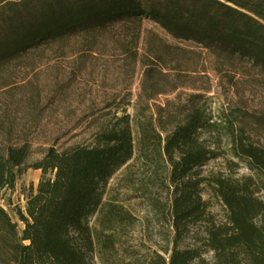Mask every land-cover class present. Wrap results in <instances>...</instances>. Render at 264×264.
Wrapping results in <instances>:
<instances>
[{
    "label": "trees",
    "instance_id": "1",
    "mask_svg": "<svg viewBox=\"0 0 264 264\" xmlns=\"http://www.w3.org/2000/svg\"><path fill=\"white\" fill-rule=\"evenodd\" d=\"M144 22L174 45L143 39ZM71 44L83 60L109 53L126 68L138 65L140 92L135 100L130 92L111 97L86 144L50 146L33 164H27V142L0 149V200L27 170L40 172L24 210H13L17 222L0 205V264H264V202L257 196L264 188V148L234 124L239 117L231 112L223 128L227 168L241 163L248 174L205 176L206 165L219 157L203 138L219 127L206 113L207 98L153 102L175 91L166 68L182 60L179 45L264 75V0H0V77ZM255 124L264 131L263 118ZM130 160L166 181L169 199L151 205L177 234L167 258L121 250L120 236L134 218L106 195ZM204 192L223 207L222 222L208 211ZM196 225L202 240L178 248L177 238Z\"/></svg>",
    "mask_w": 264,
    "mask_h": 264
},
{
    "label": "rangeland",
    "instance_id": "2",
    "mask_svg": "<svg viewBox=\"0 0 264 264\" xmlns=\"http://www.w3.org/2000/svg\"><path fill=\"white\" fill-rule=\"evenodd\" d=\"M142 28L143 39L157 37L174 45L154 25L144 22ZM177 48L182 60L178 67L172 62L166 68L167 78L176 84L175 91L161 94L153 102L182 105L190 95H204L206 113L219 127L203 138L219 157L210 161L202 174L247 175L241 163L232 167V171L227 168L231 158L223 130L224 116L235 113L239 119L234 124L241 127L252 142L264 148V131L257 129L255 124V118L264 119V75L245 63L217 60L192 46L179 45ZM77 51L73 44L52 47L34 56L28 65L8 71L11 76L3 73L0 77V149L6 144L27 142L31 148L27 164H33L50 146L66 149L86 144L96 120L105 114L102 109L113 102L111 97L130 92L135 100L139 95L141 70L138 65L126 68L117 62L118 57L109 53L94 54V59L83 60ZM128 113L132 114L131 109ZM39 178V171L29 169L12 191L2 193L0 205L13 221L17 222L13 210H24L25 196L29 190L35 192ZM257 196L264 202V188ZM203 198L209 202L208 211L214 220L222 222L223 207L207 192L203 193ZM168 199L164 176L153 174L139 162L130 160L113 176L106 200L114 201L134 218L133 225L120 236L121 250L157 251L168 257L166 252L172 249L177 234L151 205L156 200L166 202ZM18 228L22 229L20 223ZM202 230L199 225L189 226L175 244L178 248L197 245L203 238Z\"/></svg>",
    "mask_w": 264,
    "mask_h": 264
}]
</instances>
